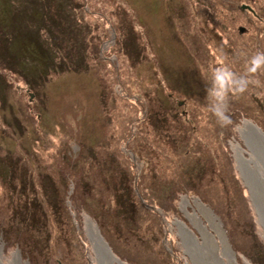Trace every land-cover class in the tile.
Wrapping results in <instances>:
<instances>
[{"label":"rangeland","instance_id":"rangeland-1","mask_svg":"<svg viewBox=\"0 0 264 264\" xmlns=\"http://www.w3.org/2000/svg\"><path fill=\"white\" fill-rule=\"evenodd\" d=\"M246 121L264 133V0H0L5 253L92 264L88 216L128 264H194L174 224L201 239L187 196L264 264L234 156Z\"/></svg>","mask_w":264,"mask_h":264},{"label":"bare ground","instance_id":"bare-ground-1","mask_svg":"<svg viewBox=\"0 0 264 264\" xmlns=\"http://www.w3.org/2000/svg\"><path fill=\"white\" fill-rule=\"evenodd\" d=\"M123 105V102L117 104L118 108ZM239 130L250 152L246 155V150L242 145L236 144L234 156L238 168L252 192L264 230V133L250 121H246ZM193 202L198 210L193 208V211H190L189 207H193V204L187 196L182 197L180 205L200 232L201 239L185 221L177 218L174 224L177 226L178 234L194 264H241L218 216L199 199H194ZM203 217L208 223L204 222ZM86 233L87 238H91L90 243L86 241L85 244L88 247V256L92 264H128L108 250L96 224L88 216L86 217ZM245 260L247 264H252L248 262L247 258ZM0 264H30V262L23 259L19 250L11 252V256H8L5 253V243L0 240Z\"/></svg>","mask_w":264,"mask_h":264},{"label":"water","instance_id":"water-1","mask_svg":"<svg viewBox=\"0 0 264 264\" xmlns=\"http://www.w3.org/2000/svg\"><path fill=\"white\" fill-rule=\"evenodd\" d=\"M241 9L243 10H249L251 12H254L255 13V10L249 5V4H246V3H243L241 6ZM240 31L241 32H244L245 31V27H240ZM182 102H179V104H181ZM101 235V234H100ZM103 239V237H102ZM104 243H105V246L108 248V250L113 254V252L111 251L110 247L108 246L107 242L103 239Z\"/></svg>","mask_w":264,"mask_h":264},{"label":"trees","instance_id":"trees-1","mask_svg":"<svg viewBox=\"0 0 264 264\" xmlns=\"http://www.w3.org/2000/svg\"><path fill=\"white\" fill-rule=\"evenodd\" d=\"M120 197H121V195L118 194L116 200H119ZM120 201H121V200H120ZM120 201H118V202H119L118 204H120ZM121 202H122V201H121ZM131 202H132V201H131ZM131 202H130V205H131ZM121 204H122V203H121ZM121 207H122V208H124V207L127 208L126 205H124V206L122 205ZM129 211H131V210H129Z\"/></svg>","mask_w":264,"mask_h":264}]
</instances>
